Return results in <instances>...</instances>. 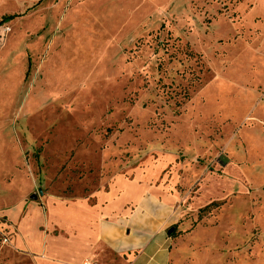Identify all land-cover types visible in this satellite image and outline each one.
Returning a JSON list of instances; mask_svg holds the SVG:
<instances>
[{"label":"rangeland","instance_id":"374dc122","mask_svg":"<svg viewBox=\"0 0 264 264\" xmlns=\"http://www.w3.org/2000/svg\"><path fill=\"white\" fill-rule=\"evenodd\" d=\"M117 176L171 200V264H264V0H0V264H59L47 200Z\"/></svg>","mask_w":264,"mask_h":264},{"label":"crops","instance_id":"0c3cea01","mask_svg":"<svg viewBox=\"0 0 264 264\" xmlns=\"http://www.w3.org/2000/svg\"><path fill=\"white\" fill-rule=\"evenodd\" d=\"M171 203L154 187L124 176H117L91 197L48 199L47 212L42 213L49 222L40 228L44 234L40 254L31 249L29 254L59 264H82L85 260L98 264H171L172 237L168 230L177 220ZM56 205L61 212L58 219L52 218V206ZM6 228V241L16 246V225L7 224ZM47 241L57 245L58 253L47 246Z\"/></svg>","mask_w":264,"mask_h":264},{"label":"trees","instance_id":"16d2710c","mask_svg":"<svg viewBox=\"0 0 264 264\" xmlns=\"http://www.w3.org/2000/svg\"><path fill=\"white\" fill-rule=\"evenodd\" d=\"M214 203H210L209 205H206L205 207H203L201 210L203 211V210H207L211 205H213ZM174 235V231H172L171 233H170V236L172 237Z\"/></svg>","mask_w":264,"mask_h":264},{"label":"built area","instance_id":"2783aa9c","mask_svg":"<svg viewBox=\"0 0 264 264\" xmlns=\"http://www.w3.org/2000/svg\"><path fill=\"white\" fill-rule=\"evenodd\" d=\"M82 264H98V263L90 261V260H85Z\"/></svg>","mask_w":264,"mask_h":264},{"label":"water","instance_id":"95a60500","mask_svg":"<svg viewBox=\"0 0 264 264\" xmlns=\"http://www.w3.org/2000/svg\"><path fill=\"white\" fill-rule=\"evenodd\" d=\"M32 197L35 198V196H32ZM172 231H173V227H171V228L168 230V234H170Z\"/></svg>","mask_w":264,"mask_h":264}]
</instances>
